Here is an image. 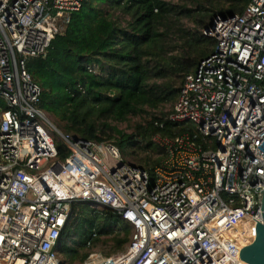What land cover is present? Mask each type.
<instances>
[{
  "label": "built area",
  "instance_id": "1",
  "mask_svg": "<svg viewBox=\"0 0 264 264\" xmlns=\"http://www.w3.org/2000/svg\"><path fill=\"white\" fill-rule=\"evenodd\" d=\"M83 1L0 0V264H61L58 239L80 202L112 209L130 229L121 253L84 264H245L239 251L253 240L239 246L229 234L261 222L264 0L204 30L214 51L184 77L168 116L195 135L155 136L165 154L152 170L111 143L63 134L40 108L28 61L46 55Z\"/></svg>",
  "mask_w": 264,
  "mask_h": 264
},
{
  "label": "trees",
  "instance_id": "2",
  "mask_svg": "<svg viewBox=\"0 0 264 264\" xmlns=\"http://www.w3.org/2000/svg\"><path fill=\"white\" fill-rule=\"evenodd\" d=\"M183 1L84 0L78 11L62 16L46 55L27 64L42 91L40 108L60 132L111 143L123 158L126 145L148 155L154 150L160 155L157 159L145 157L137 164L147 170L157 167L165 154L153 143L155 136L195 135L193 126L172 123L168 116L184 77L214 51L216 40L204 30L218 16L242 14L249 0ZM3 104L0 111L6 109ZM136 118L140 121L133 123L131 134L109 124ZM56 146L58 158L65 159L66 146ZM104 236L107 239L101 240ZM129 236V227L112 209L100 212L86 202L75 203L57 254L61 264L83 263L93 245L102 242L111 249L107 258L121 253ZM89 240L91 246L86 247Z\"/></svg>",
  "mask_w": 264,
  "mask_h": 264
},
{
  "label": "rangeland",
  "instance_id": "3",
  "mask_svg": "<svg viewBox=\"0 0 264 264\" xmlns=\"http://www.w3.org/2000/svg\"><path fill=\"white\" fill-rule=\"evenodd\" d=\"M166 1L178 3V0H166ZM183 2H185V0ZM120 19L123 20L122 17H120ZM95 70L99 71L96 67H95ZM0 104H3V101L1 99H0ZM169 109H170V107H166L164 109V111L167 112ZM46 116L53 123V120L48 115H46ZM138 121H140V119L136 118V119H131L130 122H123V123H117V122L110 121L109 124H110V126L117 128L118 131H120L124 134H131L133 123L138 122ZM114 136L116 138L119 137L116 133L114 134ZM55 141L58 144H64V142L59 140V138L56 134H55ZM112 141H113V139H112ZM124 148H125V151L128 153L127 156L124 157V159L133 165H137V164L139 165L140 159H143L145 157H148L150 160H155L160 156L154 150L148 151L149 155L147 153H143L141 151H138L134 145H126ZM133 151L136 152V156L132 155ZM88 207L91 210H97L100 212L103 211V207L98 206V205H93L91 203H88ZM102 239H107V238H106V236H104V237H101V240ZM82 251H83V249H82ZM110 251H111V249H110L109 245L102 243V242H98V243L94 244L93 247L90 249V251H89L90 255H89V258L87 261H99V260L103 259L105 257L104 255L109 253ZM68 263H70V264H84V262L80 263L78 261H70V260Z\"/></svg>",
  "mask_w": 264,
  "mask_h": 264
},
{
  "label": "water",
  "instance_id": "4",
  "mask_svg": "<svg viewBox=\"0 0 264 264\" xmlns=\"http://www.w3.org/2000/svg\"><path fill=\"white\" fill-rule=\"evenodd\" d=\"M211 25H213V22ZM260 211L261 222L255 225L253 241L239 251L240 260L247 264H264V190L261 191Z\"/></svg>",
  "mask_w": 264,
  "mask_h": 264
},
{
  "label": "bare ground",
  "instance_id": "5",
  "mask_svg": "<svg viewBox=\"0 0 264 264\" xmlns=\"http://www.w3.org/2000/svg\"><path fill=\"white\" fill-rule=\"evenodd\" d=\"M235 241L240 245L251 242L255 237L254 224L251 221H243L236 229L230 232ZM247 264V263H245Z\"/></svg>",
  "mask_w": 264,
  "mask_h": 264
}]
</instances>
